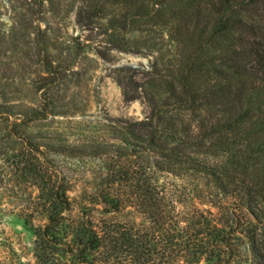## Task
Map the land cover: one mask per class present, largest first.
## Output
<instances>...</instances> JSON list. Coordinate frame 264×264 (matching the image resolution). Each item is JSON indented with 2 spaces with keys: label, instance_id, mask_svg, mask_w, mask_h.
I'll use <instances>...</instances> for the list:
<instances>
[{
  "label": "trees",
  "instance_id": "obj_1",
  "mask_svg": "<svg viewBox=\"0 0 264 264\" xmlns=\"http://www.w3.org/2000/svg\"><path fill=\"white\" fill-rule=\"evenodd\" d=\"M178 9L168 19L176 41L198 43L168 84L175 112L111 121L119 144L109 177L71 196L70 182L22 158L21 172L48 184L35 213L45 221L34 229L37 264H264V0H182ZM216 58L223 82L209 102L221 101L222 121L202 118L192 89L191 75ZM207 139L215 142L202 156L187 153Z\"/></svg>",
  "mask_w": 264,
  "mask_h": 264
},
{
  "label": "rangeland",
  "instance_id": "obj_2",
  "mask_svg": "<svg viewBox=\"0 0 264 264\" xmlns=\"http://www.w3.org/2000/svg\"><path fill=\"white\" fill-rule=\"evenodd\" d=\"M181 1L0 0V264H37L34 229L45 221L35 213L48 184L21 172L22 158L70 182L78 196L111 175L119 144L111 121L175 112L168 84H177L198 43L176 41L168 19ZM218 59L191 77L202 118L222 121L221 101L209 102L223 82ZM213 142L187 153L202 156ZM95 208L89 216L97 219Z\"/></svg>",
  "mask_w": 264,
  "mask_h": 264
}]
</instances>
